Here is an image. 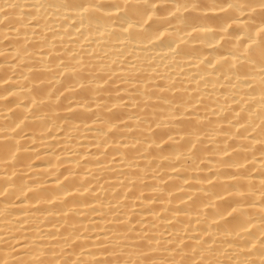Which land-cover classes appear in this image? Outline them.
<instances>
[{
  "label": "bare ground",
  "instance_id": "bare-ground-1",
  "mask_svg": "<svg viewBox=\"0 0 264 264\" xmlns=\"http://www.w3.org/2000/svg\"><path fill=\"white\" fill-rule=\"evenodd\" d=\"M0 264H264V0H0Z\"/></svg>",
  "mask_w": 264,
  "mask_h": 264
}]
</instances>
